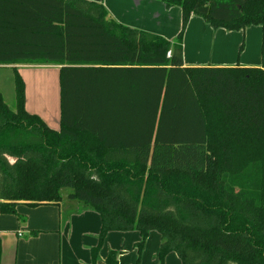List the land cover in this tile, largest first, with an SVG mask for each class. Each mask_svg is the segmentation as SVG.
Returning a JSON list of instances; mask_svg holds the SVG:
<instances>
[{
	"label": "trees",
	"instance_id": "1",
	"mask_svg": "<svg viewBox=\"0 0 264 264\" xmlns=\"http://www.w3.org/2000/svg\"><path fill=\"white\" fill-rule=\"evenodd\" d=\"M174 41L88 0H0V67L60 66V130L0 91V213L67 199L111 231H151L182 264H264V0H158ZM192 15L263 29L260 67H184ZM171 52V57H167ZM115 258V253L111 259Z\"/></svg>",
	"mask_w": 264,
	"mask_h": 264
},
{
	"label": "crops",
	"instance_id": "2",
	"mask_svg": "<svg viewBox=\"0 0 264 264\" xmlns=\"http://www.w3.org/2000/svg\"><path fill=\"white\" fill-rule=\"evenodd\" d=\"M88 1L103 4L123 25L167 40L174 41L181 29V9L167 8L158 0ZM262 42L261 26L215 29L192 15L183 38L184 67H260ZM15 68L20 73L26 67L0 70H10L14 78ZM40 118L52 130H60V108L57 114L45 108ZM17 211L23 220L0 213V264H182L175 252L161 256L157 231H151L143 244L137 230L111 231L101 240L100 214L74 200L35 208L21 204Z\"/></svg>",
	"mask_w": 264,
	"mask_h": 264
},
{
	"label": "rangeland",
	"instance_id": "3",
	"mask_svg": "<svg viewBox=\"0 0 264 264\" xmlns=\"http://www.w3.org/2000/svg\"><path fill=\"white\" fill-rule=\"evenodd\" d=\"M179 8L180 7H172ZM26 67L18 75L24 83L25 109L30 115L37 117L45 113V108L54 114L60 108V70L57 65H11ZM31 67V68H27ZM16 70V68H15ZM10 70H0V89L7 105L15 108L16 95L14 78ZM68 191H63V198L67 199Z\"/></svg>",
	"mask_w": 264,
	"mask_h": 264
},
{
	"label": "built area",
	"instance_id": "4",
	"mask_svg": "<svg viewBox=\"0 0 264 264\" xmlns=\"http://www.w3.org/2000/svg\"><path fill=\"white\" fill-rule=\"evenodd\" d=\"M167 57H171V52H168Z\"/></svg>",
	"mask_w": 264,
	"mask_h": 264
}]
</instances>
